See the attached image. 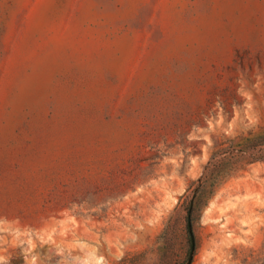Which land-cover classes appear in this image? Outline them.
<instances>
[{"label": "rangeland", "instance_id": "obj_1", "mask_svg": "<svg viewBox=\"0 0 264 264\" xmlns=\"http://www.w3.org/2000/svg\"><path fill=\"white\" fill-rule=\"evenodd\" d=\"M264 264V0H0V264Z\"/></svg>", "mask_w": 264, "mask_h": 264}, {"label": "water", "instance_id": "obj_2", "mask_svg": "<svg viewBox=\"0 0 264 264\" xmlns=\"http://www.w3.org/2000/svg\"><path fill=\"white\" fill-rule=\"evenodd\" d=\"M189 227L191 228V223H189ZM190 237H191V250H190L187 264H191L193 257H194L195 247H196L195 237H194L192 230L190 231Z\"/></svg>", "mask_w": 264, "mask_h": 264}, {"label": "trees", "instance_id": "obj_3", "mask_svg": "<svg viewBox=\"0 0 264 264\" xmlns=\"http://www.w3.org/2000/svg\"><path fill=\"white\" fill-rule=\"evenodd\" d=\"M191 221H189V223H190ZM189 231H191V228L189 227Z\"/></svg>", "mask_w": 264, "mask_h": 264}]
</instances>
